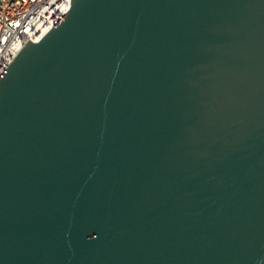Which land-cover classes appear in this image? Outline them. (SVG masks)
Returning <instances> with one entry per match:
<instances>
[{
	"label": "water",
	"instance_id": "1",
	"mask_svg": "<svg viewBox=\"0 0 264 264\" xmlns=\"http://www.w3.org/2000/svg\"><path fill=\"white\" fill-rule=\"evenodd\" d=\"M0 264H264V0H71L28 40Z\"/></svg>",
	"mask_w": 264,
	"mask_h": 264
},
{
	"label": "built area",
	"instance_id": "2",
	"mask_svg": "<svg viewBox=\"0 0 264 264\" xmlns=\"http://www.w3.org/2000/svg\"><path fill=\"white\" fill-rule=\"evenodd\" d=\"M71 0H0V75L27 43L38 42Z\"/></svg>",
	"mask_w": 264,
	"mask_h": 264
}]
</instances>
